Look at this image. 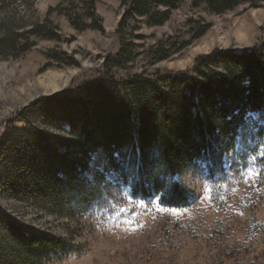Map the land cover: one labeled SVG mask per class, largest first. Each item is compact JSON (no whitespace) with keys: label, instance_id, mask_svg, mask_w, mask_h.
Here are the masks:
<instances>
[{"label":"rangeland","instance_id":"374dc122","mask_svg":"<svg viewBox=\"0 0 264 264\" xmlns=\"http://www.w3.org/2000/svg\"><path fill=\"white\" fill-rule=\"evenodd\" d=\"M88 2L0 0V38L7 36L13 44L12 49H0V137L5 128L9 130V141L0 143V219L60 237L78 248L47 264H264V179L257 162L264 153V140L258 136L256 112L247 114L234 149L223 155V172L214 168L210 178L206 165L197 163L174 177L192 196L182 207L162 206L157 196L132 197L128 188L117 185L113 172L105 174L109 184L102 197L71 218L34 205L29 177L42 174L40 146L56 144L64 149L69 136L58 123L44 122L38 113L30 123L44 137L35 146L19 133L25 123L12 116L26 107L28 114L32 102L43 97L77 94L83 84L102 75L103 60L118 53L116 28L122 0H94V15ZM94 20L98 27L91 26ZM196 22L209 27L185 48L155 64L138 55L124 69L111 72L125 77L151 75L157 69L185 70L198 55L216 48L242 49L262 42L264 1L256 8L245 3L217 14L185 0L164 24L135 20L129 29L143 36L134 39L138 52L169 37L175 50L179 42L191 38ZM33 24H41L51 37L18 36ZM30 42L34 45L22 52L23 44ZM13 134H18L17 141ZM104 162L100 149L90 154L86 176L91 179Z\"/></svg>","mask_w":264,"mask_h":264},{"label":"trees","instance_id":"16d2710c","mask_svg":"<svg viewBox=\"0 0 264 264\" xmlns=\"http://www.w3.org/2000/svg\"><path fill=\"white\" fill-rule=\"evenodd\" d=\"M184 1L122 0L116 28L119 51L103 60L102 75L83 84L77 94L43 97L32 102L28 114L26 107L12 116V120L25 123L19 133L35 146L44 137L30 123L38 113L44 122L58 123L69 136L62 144L64 149L56 144L40 146L44 156L42 174L29 177L35 206L71 218L102 197L109 184L105 174L113 172L117 185L128 188L132 197L145 200L157 196L160 205L179 208L192 196L174 177L197 163L206 165L210 178L214 168L223 172L222 157L234 149L238 128L248 113L258 114V136L264 140V41L242 49L216 48L198 55L185 70L157 69L151 75L125 77L111 72L124 69L138 55L155 64L201 37L209 24L196 22L191 38L179 42L175 50L170 37L143 46L139 52L136 49L134 39L143 36L129 29L130 21L162 25ZM188 1L192 7L204 6L206 11L220 14L245 3L256 8L264 0ZM88 5L94 15V0ZM91 26L98 27L95 20ZM40 28L41 24H33L18 36L51 37ZM12 45L7 36L0 38V49H12ZM33 45L25 43L21 51ZM8 131L5 128L0 143L9 141ZM11 137L19 139L18 134ZM98 149L105 162L90 179L85 171L90 154ZM30 157L35 166L34 155ZM257 162L264 179V153ZM77 250L60 237L0 219V264H47Z\"/></svg>","mask_w":264,"mask_h":264},{"label":"snow or ice","instance_id":"6c2138e0","mask_svg":"<svg viewBox=\"0 0 264 264\" xmlns=\"http://www.w3.org/2000/svg\"><path fill=\"white\" fill-rule=\"evenodd\" d=\"M249 118H255V114H249Z\"/></svg>","mask_w":264,"mask_h":264},{"label":"bare ground","instance_id":"6f19581e","mask_svg":"<svg viewBox=\"0 0 264 264\" xmlns=\"http://www.w3.org/2000/svg\"><path fill=\"white\" fill-rule=\"evenodd\" d=\"M185 187H187V186H185Z\"/></svg>","mask_w":264,"mask_h":264}]
</instances>
